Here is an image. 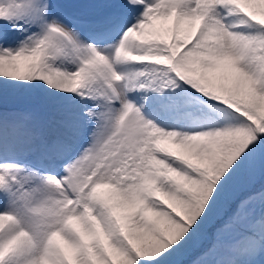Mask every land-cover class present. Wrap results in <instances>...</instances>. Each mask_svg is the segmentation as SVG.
<instances>
[{
	"label": "snow or ice",
	"instance_id": "6c2138e0",
	"mask_svg": "<svg viewBox=\"0 0 264 264\" xmlns=\"http://www.w3.org/2000/svg\"><path fill=\"white\" fill-rule=\"evenodd\" d=\"M0 264H264V0H0Z\"/></svg>",
	"mask_w": 264,
	"mask_h": 264
}]
</instances>
